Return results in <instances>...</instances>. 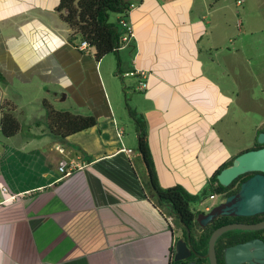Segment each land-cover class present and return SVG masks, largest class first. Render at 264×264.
I'll return each instance as SVG.
<instances>
[{
	"label": "crops",
	"instance_id": "crops-1",
	"mask_svg": "<svg viewBox=\"0 0 264 264\" xmlns=\"http://www.w3.org/2000/svg\"><path fill=\"white\" fill-rule=\"evenodd\" d=\"M59 2L0 0V120L10 109L21 124L9 138L0 129V264H170L181 228L144 192L137 126L132 119L128 134L117 114L120 52L130 54L125 74L147 73L145 90L138 75L129 84L140 92L132 111L148 122L159 184L192 194L245 151L226 148L218 126L242 100L260 102L264 55L244 53L251 45L240 43L244 24L229 1L133 0V38L118 69L102 68L105 58L68 40ZM259 6L264 20V0ZM44 101L97 125L63 140L48 127ZM62 159L81 168L63 176Z\"/></svg>",
	"mask_w": 264,
	"mask_h": 264
},
{
	"label": "trees",
	"instance_id": "trees-1",
	"mask_svg": "<svg viewBox=\"0 0 264 264\" xmlns=\"http://www.w3.org/2000/svg\"><path fill=\"white\" fill-rule=\"evenodd\" d=\"M132 5L133 0H60L56 12L59 19L69 29L68 40L77 48L80 47L81 42H87L89 51L100 62L110 54L119 57L120 49L127 44L123 41L126 30L120 22L129 19V10ZM113 14L119 15L116 21L111 20ZM42 106L47 113V124L50 131L63 140L97 125V119L93 115H78L68 111H57L47 101H44ZM130 115L135 121L139 132L138 153L145 166V172L143 178H141L144 192L149 201L161 212L167 209L166 214L173 217L181 228L182 240L190 243L191 248L194 250L189 259L175 261L176 243L180 240V238H177L175 245L171 248L170 264L191 262L193 264H210L209 259L206 257L210 237L218 227L228 223L232 217L218 216L203 227L199 222V218L205 213L193 209L192 205L201 204L212 196H221L224 201L240 189L239 184L247 175L240 176L228 187L222 186L217 178L222 170L233 164L237 156L215 171L207 187L200 194H192L181 185L163 188L159 184L149 145L148 122L143 115H139L135 111L130 110ZM0 129L7 138L15 136L21 130L20 122L10 109H3ZM263 131L264 127L259 133ZM259 133L256 136L255 146L245 151L263 147L257 142ZM223 239L224 236L221 239L219 238L216 245L219 264H226Z\"/></svg>",
	"mask_w": 264,
	"mask_h": 264
},
{
	"label": "rangeland",
	"instance_id": "rangeland-1",
	"mask_svg": "<svg viewBox=\"0 0 264 264\" xmlns=\"http://www.w3.org/2000/svg\"><path fill=\"white\" fill-rule=\"evenodd\" d=\"M227 1L232 4L231 8H233L235 12L237 11L235 14L236 20L239 18V21L244 24L243 30L241 29L240 43L251 45L248 48H245L244 53L246 55L253 54L260 55L262 57L264 55V20L262 17V9L259 6L261 0H222V3L225 4ZM238 1H240L239 4ZM116 15L117 14H113L111 20H114ZM248 29L253 30V33L255 34L250 35L248 33ZM125 53L126 52H122V50L120 52L124 77H121L122 73L120 77L117 76V79H119L120 82V84H118L119 91L121 90V93L119 92L120 96L119 105L117 107V114L118 116L122 117L123 122L126 121L129 123L130 128L134 126V123L132 118L130 117L129 110H137L138 107L140 108L141 105L139 100H141V98L137 96L140 95V92L137 90L135 91L134 88L130 87V78L125 74L126 71H128L129 67V63L127 61L128 59L130 60V54L125 55ZM104 58L105 60L102 68L107 67L109 61H113L116 63L118 69L117 55L110 54ZM117 69H115V74H117ZM245 76L246 75L242 73L240 74L241 82H244L243 78ZM110 79L112 81H116L113 80V78ZM245 84H247L246 81ZM245 87L246 85L244 87H241V92H243L244 94H246L247 91ZM253 88L256 89L257 95H259L260 87L258 86V84H256V86H254ZM260 98V102L256 103H248L242 100L241 107H234L231 115L227 118V122H224L220 126H218V129L220 130L219 133L221 132V135L223 136V142L226 146H228L226 148L244 151L254 147V141L256 140V138L252 127L254 125H260L261 123L259 119L262 120L264 118V95H261ZM130 122H132L133 124L131 125ZM129 128H127L128 134L133 132V129ZM226 128H229V132L226 131ZM137 155L139 154L137 153ZM217 198L218 201H223L221 196H218ZM213 204L214 203H211L209 201L204 206H201L200 204H193L192 207L195 210L205 212L217 205ZM200 222L201 224H203L202 222H204L202 220V216L200 218ZM177 238L183 239L182 231H178L176 239Z\"/></svg>",
	"mask_w": 264,
	"mask_h": 264
},
{
	"label": "water",
	"instance_id": "water-1",
	"mask_svg": "<svg viewBox=\"0 0 264 264\" xmlns=\"http://www.w3.org/2000/svg\"><path fill=\"white\" fill-rule=\"evenodd\" d=\"M257 142L264 145V131L259 133ZM257 172L258 174L245 181L237 194L229 196L215 206L210 214L214 216H253L264 212V148L248 150L238 155L233 164L218 175L219 183L230 186L240 176ZM200 219V218H199ZM258 226L228 224L216 229L210 237L207 258L210 264H219L216 245L226 232L238 229H262ZM194 250L190 243L180 239L176 243L175 261H184L191 257ZM226 264H264V243L255 240L239 246L227 248L224 252ZM186 264H193L186 263Z\"/></svg>",
	"mask_w": 264,
	"mask_h": 264
},
{
	"label": "flooded vegetation",
	"instance_id": "flooded-vegetation-1",
	"mask_svg": "<svg viewBox=\"0 0 264 264\" xmlns=\"http://www.w3.org/2000/svg\"><path fill=\"white\" fill-rule=\"evenodd\" d=\"M261 148H264V145ZM257 174H258L257 172L246 174L247 177L244 180H242L240 182V184H239L240 185V189H241L242 184L245 181H247L248 179H250L251 177H253V176L257 175ZM240 189L235 194H237L240 191ZM219 200H220V198H219ZM217 205H215V206H217ZM212 209H208V211H205L204 212L205 214L202 215V220L204 221V222H202L203 224H201L200 219H199V222H200V224L203 227L207 226L215 218L218 217V216H214L213 214H210ZM200 218H201V216H200ZM262 223H264V212L256 214V215H253V216H234L225 225H228V224H240V225H244V226H258V225H260ZM225 225H223V226H225ZM218 228H220V227H218ZM223 236H224L223 242H224V245H225V250L227 248H230V247L239 246V245H243V244H246V243H251V242H253L255 240H259V241L264 243V228H262V229H245V230L238 229V230L229 231V232H226L225 234H223L220 237V239Z\"/></svg>",
	"mask_w": 264,
	"mask_h": 264
},
{
	"label": "built area",
	"instance_id": "built-area-1",
	"mask_svg": "<svg viewBox=\"0 0 264 264\" xmlns=\"http://www.w3.org/2000/svg\"><path fill=\"white\" fill-rule=\"evenodd\" d=\"M135 6L132 5L130 10H129V16H130V13H131V10L134 8ZM121 26L126 30V34L123 36V41L125 43H128L131 41V39L133 38V31H132V27H131V24L129 22V19H124V20H121L120 22ZM80 49L85 51L88 49V44L87 42H81L80 43ZM135 75H138L141 77V81H140V88L142 90H145L147 88V73L146 72H142V71H139V72H132V73H127L126 76H135ZM59 152L60 153H64V149L60 148L59 149ZM130 152V151H129ZM79 169L81 168V166L79 165H74L73 163H70L68 162L66 159H62L60 162H59V165H58V170L59 172L63 175V176H70L73 174V172L75 171V169ZM3 191L5 193H8V189L7 188H3ZM215 196H212L211 198L213 199ZM16 196H11L10 199H15Z\"/></svg>",
	"mask_w": 264,
	"mask_h": 264
}]
</instances>
